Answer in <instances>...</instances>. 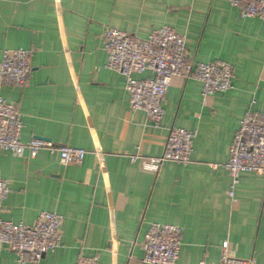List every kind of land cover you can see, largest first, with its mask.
<instances>
[{
    "label": "crops",
    "instance_id": "1",
    "mask_svg": "<svg viewBox=\"0 0 264 264\" xmlns=\"http://www.w3.org/2000/svg\"><path fill=\"white\" fill-rule=\"evenodd\" d=\"M164 26L185 35L193 63H232L235 80L230 91L203 98L200 82L175 78L154 127L131 109L125 78L106 68L103 32L146 38ZM20 48L34 51L30 78L0 95L22 113L21 140L89 152L81 165L63 167L48 150L0 149L11 190L0 217L28 226L44 211L63 218V247L41 264H76L81 255L144 264L150 225L164 222L183 230L178 264H219L225 246L264 264V175L242 173L231 197L225 169L246 112L264 114V21L242 18L226 0H0V60ZM174 128L197 134L191 163L153 172L133 162L161 156ZM15 261L0 247V264Z\"/></svg>",
    "mask_w": 264,
    "mask_h": 264
},
{
    "label": "built area",
    "instance_id": "2",
    "mask_svg": "<svg viewBox=\"0 0 264 264\" xmlns=\"http://www.w3.org/2000/svg\"><path fill=\"white\" fill-rule=\"evenodd\" d=\"M237 8L242 18L264 21V0H226ZM103 46L108 56L106 68L122 75L130 96L132 110L144 111L150 123L159 127L164 115L163 101L175 78L196 80L202 84V96L207 98L233 89L235 68L232 63L217 60L193 63L186 50V37L168 26L153 30L148 37L139 38L127 32L105 28ZM32 49L4 50L0 60V88L25 85L32 72ZM151 74L144 79L136 74ZM253 105L255 101L252 102ZM23 116L19 108L0 95V149L23 156L28 150L36 155L48 150L56 155L60 165H81L89 152L72 146H55L42 139L23 142ZM197 134L183 128L171 129L165 150L158 157L133 156L142 159L145 170L158 172L166 162L191 163L193 143ZM101 155V152H96ZM231 178L229 194L244 172L264 175V114L248 110L230 147L225 165ZM9 182L0 175V213L10 193ZM63 218L57 212H41L32 226L14 223L0 217V247L16 255L15 264H41L47 253L62 248L61 225ZM183 230L164 222L152 223L143 243L144 264H178ZM76 264H100L97 256H79ZM206 264V263H202ZM219 264H256L255 258L244 260L235 256L230 247L222 248Z\"/></svg>",
    "mask_w": 264,
    "mask_h": 264
}]
</instances>
